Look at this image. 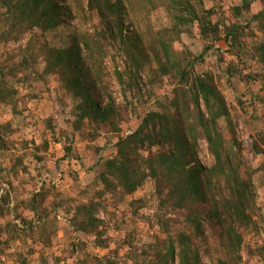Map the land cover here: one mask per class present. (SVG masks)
I'll use <instances>...</instances> for the list:
<instances>
[{
	"label": "trees",
	"instance_id": "obj_1",
	"mask_svg": "<svg viewBox=\"0 0 264 264\" xmlns=\"http://www.w3.org/2000/svg\"><path fill=\"white\" fill-rule=\"evenodd\" d=\"M254 4L261 7L256 13ZM226 5L0 0V260L203 264L206 256L213 264H264V216L255 194L264 187V96L244 93L257 83L264 88V0ZM156 10L165 13L166 26L151 23ZM182 35L200 41L201 52ZM53 87L62 110L69 109L61 137L52 134L55 142L74 137L99 155L107 147H97L98 138L105 135L107 146L117 139L114 154L93 165L90 182L80 186L75 179L69 194L43 179L54 172L45 157L50 141L27 139L14 121ZM225 90L240 94L238 106ZM44 114L41 124L56 132L51 108ZM244 114L255 125L256 167L241 147ZM198 141L213 159L209 167L197 158ZM70 146L62 160L74 158ZM148 183L152 190L135 198ZM59 219L67 231L93 237V248L107 256L91 254L79 239L60 247ZM139 219L152 233L141 245L136 228L123 229ZM112 225L117 238L106 236Z\"/></svg>",
	"mask_w": 264,
	"mask_h": 264
},
{
	"label": "rangeland",
	"instance_id": "obj_2",
	"mask_svg": "<svg viewBox=\"0 0 264 264\" xmlns=\"http://www.w3.org/2000/svg\"><path fill=\"white\" fill-rule=\"evenodd\" d=\"M204 1H205L206 8H210L214 4H216L218 6H223V10L227 9L226 3L228 4L230 2V0H204ZM260 9L261 7L258 4H254L252 6L253 13L258 12ZM216 12H220V10L218 11L216 10ZM150 20L155 28H161L163 26H166L168 23V19L162 10L154 11L152 15L150 16ZM182 40L184 44L188 48H190L192 51H194L195 53L201 52L202 47H201L200 41L198 42L196 39H192L188 35H182ZM217 47L223 50L226 49V45L223 41L219 42L217 44ZM206 57L209 58L208 56ZM108 66L110 68V71H112L113 67H112L111 61H108ZM145 77H146V74H143L142 79H144ZM146 88H145V91H146ZM241 88H243V86H241ZM114 90L116 92L118 91V87L116 85L114 86ZM244 93L246 94L245 95L246 99H249L251 96H254L256 94H260V96H264V88H262V85L257 83L253 86H249L247 88V91H245ZM116 94H117L118 102L120 103L123 102L120 93L118 92ZM162 94H164L162 90L157 92V95H162ZM225 95L229 99L230 103H233L235 106H238L236 102V97H238L240 94H238L237 96L236 94H233L231 91L225 90ZM127 99L130 100V97H128ZM27 108H28L27 109L28 113H25L23 116H17L16 118H14L15 124L20 128L23 134L24 133L26 134L27 139L35 138L37 142H40V139L42 136L45 139L50 141V145H49L48 151L45 154V157H46V160L49 161L48 162L49 169L55 170L54 168L56 167V169L58 170L59 164H60V167L63 168L62 169V174H63L62 182L59 185V189H61L63 192L69 194L73 190L76 189L74 185L75 179H77V181L80 183V186L88 184L93 177L92 167L94 164L97 163L99 156L103 158V157L112 156L114 154V151L111 147L114 145V143H116L117 139L112 138L110 141L111 142L110 145L107 146L104 142L105 135H102L95 142L97 147H101V148L107 147L104 150L100 151L99 155H97L95 149L92 147L93 144L88 146L86 143H81L77 138L75 139L74 137H72V140L70 141H67L68 138L62 137L60 143L55 142L52 134H55V136L57 135L61 137L59 134V130L63 126L64 120L69 112V109H66L65 111L62 110V107L57 100L54 87L50 88L48 91H40L39 100L36 101L34 99H31L27 104ZM50 108L54 115V122L52 125L56 131L54 133L48 131L45 128V125L41 124V122L46 119V115L44 114V112L48 111V114H49ZM237 112L238 113L241 112L240 109L238 110L237 108ZM246 112H248V110H246ZM248 116L249 115H246V114L243 115V119L239 121L238 130L240 133V142H241V147L244 150V155L247 161L251 165L256 167L258 164V158L255 156V154L252 152V149H251L252 148L251 144H252V141L255 135V128H254L255 125L250 124V119L248 118ZM11 117L12 115L8 111V114H5V120ZM245 120L248 122V125L247 124L245 125L243 123V121ZM130 121H131V117L128 115L127 119L124 121L125 127L126 125L129 126V128L130 126L132 127L133 123H130ZM67 145L69 146L71 145L70 147L71 149H73L74 158H66L62 160V158L65 156L64 146H67ZM196 153H197L198 160L201 162V164L204 167H209L211 163L213 162L212 157L208 154L204 143L201 141H198L196 144ZM75 157H77L78 159H75ZM1 164H3V161H1ZM151 190H152L151 184L148 183L142 190H139L135 194V198H139L145 195L146 193H149ZM255 194L257 198V204L261 209L262 215L264 216V187L256 188ZM151 212L152 210L150 209L142 210V213L144 215H149L151 214ZM99 216L100 218L102 217L101 215ZM102 219L105 220L104 216ZM141 219H139V221L135 220L134 223L128 222L127 225L123 226L124 230L126 229L130 230L132 228L134 229L136 228V232H137L136 239H138L139 241L137 245H141L143 242H149L151 239L150 236L152 235V233H147L146 231L147 228L145 229L142 223H139ZM58 224H59L61 231L59 232L56 241L59 243L60 247H65L67 249L73 240L79 239V240L86 241L90 244L89 251L91 254L97 256L98 258L107 256L108 250H100V249L93 248V246L91 245V241L93 237L75 235L72 233V231H69V230L67 231L65 223L62 222L61 219L58 220ZM106 236L110 238H117V232L115 231L114 225H112V227L109 229L108 234ZM110 247L113 249L115 245L110 244ZM125 254H126L125 250L122 249L119 252V258L120 259L121 257L124 258ZM118 261L120 262L121 260H118ZM0 263L10 264V262L6 259H1ZM202 263L203 264H213L212 261L206 256L202 258ZM63 264H70V262L68 261Z\"/></svg>",
	"mask_w": 264,
	"mask_h": 264
},
{
	"label": "built area",
	"instance_id": "obj_3",
	"mask_svg": "<svg viewBox=\"0 0 264 264\" xmlns=\"http://www.w3.org/2000/svg\"><path fill=\"white\" fill-rule=\"evenodd\" d=\"M62 177H63L62 171L58 170V172L55 173H47L43 179L49 180L51 181L52 185L59 187V185L62 182ZM39 185H41V182L39 183Z\"/></svg>",
	"mask_w": 264,
	"mask_h": 264
},
{
	"label": "crops",
	"instance_id": "obj_4",
	"mask_svg": "<svg viewBox=\"0 0 264 264\" xmlns=\"http://www.w3.org/2000/svg\"><path fill=\"white\" fill-rule=\"evenodd\" d=\"M62 169H63V168H61V167H60V164H59V170L62 171ZM52 171H53V170H52ZM55 172H58V170L56 169V167H55V170H54L53 173H55Z\"/></svg>",
	"mask_w": 264,
	"mask_h": 264
}]
</instances>
